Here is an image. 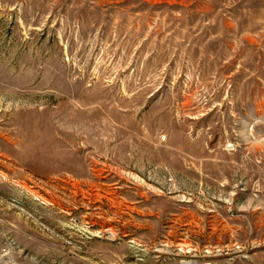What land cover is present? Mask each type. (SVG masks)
<instances>
[{
    "label": "rangeland",
    "instance_id": "rangeland-1",
    "mask_svg": "<svg viewBox=\"0 0 264 264\" xmlns=\"http://www.w3.org/2000/svg\"><path fill=\"white\" fill-rule=\"evenodd\" d=\"M182 260L264 264V0H0V264Z\"/></svg>",
    "mask_w": 264,
    "mask_h": 264
},
{
    "label": "built area",
    "instance_id": "built-area-1",
    "mask_svg": "<svg viewBox=\"0 0 264 264\" xmlns=\"http://www.w3.org/2000/svg\"><path fill=\"white\" fill-rule=\"evenodd\" d=\"M187 252H189V251H187ZM187 262H192L193 264H198L197 262H195L193 260H187V261L182 260L180 263L181 264H186ZM199 264H211V262H210V260H207V261L201 262Z\"/></svg>",
    "mask_w": 264,
    "mask_h": 264
},
{
    "label": "bare ground",
    "instance_id": "bare-ground-1",
    "mask_svg": "<svg viewBox=\"0 0 264 264\" xmlns=\"http://www.w3.org/2000/svg\"><path fill=\"white\" fill-rule=\"evenodd\" d=\"M186 264H193L192 262H187Z\"/></svg>",
    "mask_w": 264,
    "mask_h": 264
}]
</instances>
